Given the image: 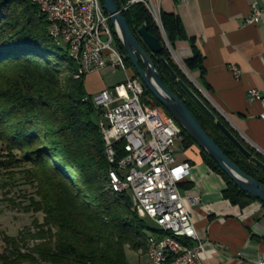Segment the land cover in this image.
Returning a JSON list of instances; mask_svg holds the SVG:
<instances>
[{
    "label": "trees",
    "instance_id": "1",
    "mask_svg": "<svg viewBox=\"0 0 264 264\" xmlns=\"http://www.w3.org/2000/svg\"><path fill=\"white\" fill-rule=\"evenodd\" d=\"M115 1L121 10L127 0ZM121 15L165 85L184 102L207 136L244 174L264 185V173L233 147L162 67L161 58L250 155L264 164V158L244 143L173 61L169 48L186 39L179 18L159 12V26L142 4ZM143 25L160 43L159 54H151L138 36ZM115 41L125 66L135 74L116 37ZM61 47L65 55L58 57ZM191 49L192 57L184 68L203 74L202 57L193 45ZM77 72L78 65L65 44L50 37L37 5L28 0H0V144L4 151L0 170L30 166L28 178L40 190L39 200L31 199L30 206L43 215L34 233L21 232V239L5 238L10 254H0V264H128L126 250L146 255L149 237L168 236L134 213L129 192H114L109 185L111 165L99 128L102 112L93 107L85 91V75L76 77ZM144 96L154 101L145 88ZM180 137L184 149L195 145L183 131ZM200 155L223 178L224 200L239 208L257 201L201 150ZM25 237L34 245L21 253L19 241Z\"/></svg>",
    "mask_w": 264,
    "mask_h": 264
},
{
    "label": "crops",
    "instance_id": "2",
    "mask_svg": "<svg viewBox=\"0 0 264 264\" xmlns=\"http://www.w3.org/2000/svg\"><path fill=\"white\" fill-rule=\"evenodd\" d=\"M253 8L261 10V17L257 23L247 24ZM159 11L176 15L186 36L169 48L173 61L244 143L264 158L263 105L250 102L247 94L254 89L264 101V0H160ZM192 45L202 57L203 74L188 73L184 68L192 57ZM99 73L100 89L88 92L85 80ZM132 76L136 74L127 67L125 71L106 68L87 74L85 91L92 96ZM178 141L181 143V137ZM177 163L191 167L190 176L178 190L198 199L188 212L198 239L205 243L200 263L264 262L262 204L255 201L239 208L224 200L223 178L204 164L196 145L185 149L184 158Z\"/></svg>",
    "mask_w": 264,
    "mask_h": 264
},
{
    "label": "built area",
    "instance_id": "3",
    "mask_svg": "<svg viewBox=\"0 0 264 264\" xmlns=\"http://www.w3.org/2000/svg\"><path fill=\"white\" fill-rule=\"evenodd\" d=\"M181 2L182 0H175ZM56 19L55 34L74 56L81 59L82 74L106 68L125 71L124 56L116 46L113 27L102 9L101 0H31ZM160 0H127L119 10L142 4L159 23ZM261 10L253 8L247 24H255ZM159 25V24H158ZM235 77L238 72L232 69ZM248 99L260 101V93L248 91ZM93 107L105 121L100 124L110 175L119 189L129 191L144 219L171 228V235L160 240L151 237L153 255L150 264H201L205 250L197 236L188 207L197 204L194 196L181 195L178 186L190 176L188 163H177L173 157L175 143L182 130L162 108L144 96L138 77L115 84L112 89L92 95ZM264 120V111L260 115ZM169 237L181 239V247L169 244ZM254 264H264L258 261Z\"/></svg>",
    "mask_w": 264,
    "mask_h": 264
},
{
    "label": "water",
    "instance_id": "4",
    "mask_svg": "<svg viewBox=\"0 0 264 264\" xmlns=\"http://www.w3.org/2000/svg\"><path fill=\"white\" fill-rule=\"evenodd\" d=\"M101 4L102 9L109 17L116 38L125 51L136 76L141 81L145 90L150 94L154 103L158 104L175 121L180 129L187 134L195 145L220 168L234 185L260 203L264 204V185L244 174L223 154L216 144L207 136L197 120L187 109L184 102L165 85L158 69L154 66L153 62L132 35L124 17L118 9L116 1L101 0ZM160 31L164 42L167 44L161 27ZM137 34L151 54L157 55L161 52L162 47L160 43L156 38L147 33L145 25L137 30ZM138 61L142 63V68L139 66ZM160 63L171 79L176 82L181 91L209 119V121L217 127L233 147L244 158L248 159L252 165L264 173V164L258 159L252 157L250 153L228 132V130L216 120L215 116L205 104L177 78L176 74L164 59L161 58Z\"/></svg>",
    "mask_w": 264,
    "mask_h": 264
},
{
    "label": "rangeland",
    "instance_id": "5",
    "mask_svg": "<svg viewBox=\"0 0 264 264\" xmlns=\"http://www.w3.org/2000/svg\"><path fill=\"white\" fill-rule=\"evenodd\" d=\"M56 55L58 57L65 55L64 48L61 47V50L57 51ZM99 77L100 73L97 76H89L85 80V85H88V92L100 89L101 79ZM89 79L91 80L90 85L88 84ZM150 101L156 105L151 99ZM104 123L102 114L99 125H104ZM172 150L175 160L177 162L182 161L185 149L180 141L176 142ZM2 154H4V151L3 146L0 144V155ZM29 169L30 166L22 165L14 170H0V254L5 251H7L5 255L10 254L5 238L21 239V237H24L21 236V232H30L32 234L36 231V225L42 223V213L33 211L30 206L31 199L34 201L39 200L40 190L35 183L29 180L27 174ZM22 239L24 240L19 241V247L21 248V253H24L34 245V242L27 237ZM126 258L128 264H150L146 255L135 254L128 250H126Z\"/></svg>",
    "mask_w": 264,
    "mask_h": 264
},
{
    "label": "bare ground",
    "instance_id": "6",
    "mask_svg": "<svg viewBox=\"0 0 264 264\" xmlns=\"http://www.w3.org/2000/svg\"><path fill=\"white\" fill-rule=\"evenodd\" d=\"M28 1L31 2V0H28ZM31 3L37 5L36 2H31ZM39 9L44 14L45 19L47 21V24H48V32H49L50 37L57 44H63V42H59L56 39L55 29H53V28H56V19H55V17H53V13H49L47 10H43V9H41V7H39ZM67 50H68V53H69V56L71 57V59L78 65V72H77L76 77H78L79 75H84V74H82V70H81V59L78 58L77 56H74L73 53L71 51H69V49H67ZM101 134H102V131H101ZM105 155H106V158H107L106 147H105ZM107 161L109 163V158H107ZM108 177H109V180H110V184L109 185L111 186V188H112V190L114 192H117V193L125 192V191L119 189L118 181H116V180H114L112 178V175H110L109 171H108ZM126 192H129V191H126ZM129 194H130V192H129ZM130 198H131V201L130 202H131V205H132V210L134 211V213L139 218L144 219L143 218V215H141V210L139 209V207L136 206V203L134 202V198H133V196H131V194H130ZM155 226H157V225H155ZM161 231L163 233H165L166 235L167 234L168 235H171V228H169V227H161ZM169 244H172V246H174V247H181V239H177V237H169ZM152 255H153V243H152L151 237H149L148 238V241H147V252H146V256L149 259L150 256H152Z\"/></svg>",
    "mask_w": 264,
    "mask_h": 264
}]
</instances>
